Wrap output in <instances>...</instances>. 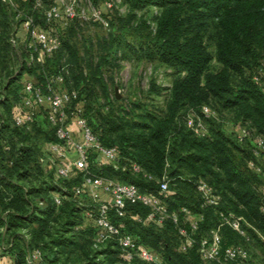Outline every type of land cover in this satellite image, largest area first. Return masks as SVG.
Listing matches in <instances>:
<instances>
[{
  "label": "rangeland",
  "instance_id": "obj_1",
  "mask_svg": "<svg viewBox=\"0 0 264 264\" xmlns=\"http://www.w3.org/2000/svg\"><path fill=\"white\" fill-rule=\"evenodd\" d=\"M71 4L75 17L67 21L64 9ZM53 9L59 13L55 21L47 17ZM169 10L135 8L133 0H0V46L6 38L18 62L29 63L36 55L27 48L26 25L28 29H52L60 47L39 65L48 60L50 73L61 67L66 91L79 94L78 89L84 88L67 112L80 108L100 141L124 148L130 161L115 167L91 161L89 171L116 184L156 187L155 207L128 204L122 216L112 208L109 219L118 234L101 237L94 221L99 217L95 207L97 202L111 203L110 197L87 187L80 198H74L72 190L81 186L80 179L70 188L54 178L47 181L56 208L65 200L76 205L66 237L74 236L77 246L66 243L55 249L43 239L29 247L24 264H170L167 250L187 259L193 255L195 264H264V116L256 105L264 104V68L231 74L233 91L258 83L260 91L255 95L247 90L248 110L232 97L226 102L227 97L209 96L197 106L176 103L174 90L187 73L168 58L146 52L159 22L174 20L164 18ZM96 12L99 18L94 17ZM203 42L209 58L198 81L199 91L208 76L223 69L215 44ZM19 102L20 98L14 110ZM38 110L34 123L45 131L41 154L55 128L46 112ZM206 141L211 149L218 143L210 168L203 170L201 163L191 161L190 154L197 150L204 154ZM227 155L228 166L220 169L218 159ZM159 158L161 163H157ZM230 170L236 178L227 181ZM164 179L168 190L160 195L159 184ZM57 197L62 198L59 205ZM27 230L17 233L28 236L37 231V224ZM125 239L130 247L123 245ZM10 240V233L0 229V264H16L14 256L3 251Z\"/></svg>",
  "mask_w": 264,
  "mask_h": 264
},
{
  "label": "trees",
  "instance_id": "obj_2",
  "mask_svg": "<svg viewBox=\"0 0 264 264\" xmlns=\"http://www.w3.org/2000/svg\"><path fill=\"white\" fill-rule=\"evenodd\" d=\"M133 6L170 8L164 18L174 17V20L159 22L155 37L150 41L152 46L146 52L160 55L162 59L163 56L168 58L169 63L187 73L185 80L174 90L173 99L176 103L185 101L197 106L209 96L218 99L227 97L226 102L232 97L234 103L244 105L245 110H248L247 90L249 88L250 95H255L259 90L258 83H253V86L248 83L243 87L245 89L233 91L230 87L231 74H238L244 68H264V0H133ZM211 29L213 33L209 34L208 30ZM204 40L215 44L217 59L223 69L208 76L204 89L199 91L198 81L205 72L209 58ZM3 41L0 46V229L11 235V240L3 251L14 256L16 264H24L29 247L41 244L43 239H48L50 247L55 249L66 243L77 246L74 236L66 237L70 233L77 210L75 203L66 200L56 208L50 197L52 185L48 182L54 177L52 174L48 175L43 165L39 164L40 142L45 137V131L34 123L36 116L30 124L23 127L16 126L13 121V106L20 96L19 84L27 77H34L38 84L44 85L48 75L63 77V69L59 67L53 74L50 73L46 66L48 60L43 65L34 61H23L20 64L8 40L4 38ZM83 89H78L79 99ZM256 105L257 110L260 108L258 113L264 116V104L259 102ZM82 117L97 136L85 112ZM53 132L48 143L56 141L55 130ZM97 139L103 147L118 150L121 159L118 164L130 162L124 148L104 144L98 136ZM217 143L213 144V149ZM203 144H206L202 148L205 153L200 154V150H194L198 154H190V159L194 164L201 163L203 170H208L214 151L209 148L207 141ZM161 159L157 163H161ZM228 161L229 155L219 157L218 167L226 169ZM226 178L231 181L236 177L230 170ZM58 181L70 188L79 180ZM132 185L142 193H155L156 190L154 184ZM132 206L139 207V204ZM56 210L58 215H54ZM30 224H37L36 232L33 231L28 236L17 233L29 231L27 228ZM165 256L170 264H195L197 260L193 255L187 259L169 250ZM90 264L106 263L99 261Z\"/></svg>",
  "mask_w": 264,
  "mask_h": 264
},
{
  "label": "built area",
  "instance_id": "obj_3",
  "mask_svg": "<svg viewBox=\"0 0 264 264\" xmlns=\"http://www.w3.org/2000/svg\"><path fill=\"white\" fill-rule=\"evenodd\" d=\"M55 2L61 3V0H55ZM64 16L67 21L75 17L73 4L65 7ZM47 17L55 21L59 18V13L53 9ZM94 17L99 18L98 13ZM28 28L27 24L26 32H29L27 48L36 55L35 59L31 58V60L42 64L45 57L51 56L60 47V41L55 37L52 29ZM64 85L62 76H46L44 85L25 79L20 91L19 105L14 110V124L18 127L27 126L33 121L39 108L46 112L47 120L55 128L56 141L42 147L41 163L56 180H81V186L72 190L74 198H80L87 187L106 193L111 203L97 202L98 206L95 208L99 217L94 221L102 231L101 237L115 236L118 234L117 229L109 219V211L112 208L121 216L128 204L153 208L157 205L156 196L154 193H142L133 185L116 184L104 180L89 171L88 165L91 161L97 165L107 164L115 167L121 160L119 152L116 148H105L99 143L97 136L82 117L80 108L67 112V106L77 100L78 94L66 91L63 89ZM133 169L138 171L136 167ZM167 190L168 183L164 179L159 184L158 193L161 195ZM61 199L55 200V203L59 205ZM89 217L93 219L92 216ZM122 243L125 247H130L131 244L126 239ZM143 255L146 257V254Z\"/></svg>",
  "mask_w": 264,
  "mask_h": 264
},
{
  "label": "crops",
  "instance_id": "obj_4",
  "mask_svg": "<svg viewBox=\"0 0 264 264\" xmlns=\"http://www.w3.org/2000/svg\"><path fill=\"white\" fill-rule=\"evenodd\" d=\"M27 79L31 80V81H35L36 82V79L34 77H27Z\"/></svg>",
  "mask_w": 264,
  "mask_h": 264
}]
</instances>
